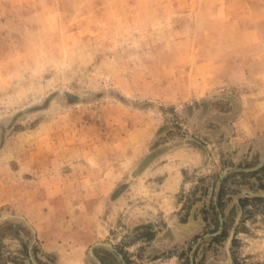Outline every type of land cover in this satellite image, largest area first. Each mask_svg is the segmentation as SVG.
Returning <instances> with one entry per match:
<instances>
[{
  "label": "rangeland",
  "instance_id": "rangeland-1",
  "mask_svg": "<svg viewBox=\"0 0 264 264\" xmlns=\"http://www.w3.org/2000/svg\"><path fill=\"white\" fill-rule=\"evenodd\" d=\"M0 264H264V0H0Z\"/></svg>",
  "mask_w": 264,
  "mask_h": 264
},
{
  "label": "trees",
  "instance_id": "trees-1",
  "mask_svg": "<svg viewBox=\"0 0 264 264\" xmlns=\"http://www.w3.org/2000/svg\"><path fill=\"white\" fill-rule=\"evenodd\" d=\"M257 199H258V197H257Z\"/></svg>",
  "mask_w": 264,
  "mask_h": 264
}]
</instances>
